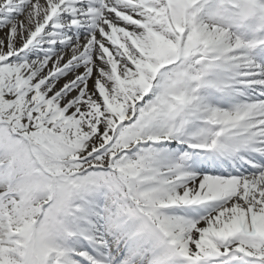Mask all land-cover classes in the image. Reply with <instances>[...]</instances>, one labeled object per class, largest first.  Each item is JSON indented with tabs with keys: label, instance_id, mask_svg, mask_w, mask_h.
Instances as JSON below:
<instances>
[{
	"label": "snow or ice",
	"instance_id": "6c2138e0",
	"mask_svg": "<svg viewBox=\"0 0 264 264\" xmlns=\"http://www.w3.org/2000/svg\"><path fill=\"white\" fill-rule=\"evenodd\" d=\"M0 264H264V0H0Z\"/></svg>",
	"mask_w": 264,
	"mask_h": 264
}]
</instances>
